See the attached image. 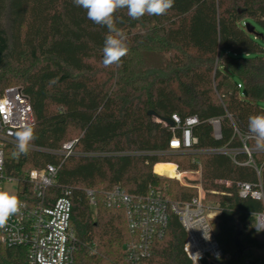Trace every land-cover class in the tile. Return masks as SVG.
<instances>
[{"label": "trees", "instance_id": "obj_1", "mask_svg": "<svg viewBox=\"0 0 264 264\" xmlns=\"http://www.w3.org/2000/svg\"><path fill=\"white\" fill-rule=\"evenodd\" d=\"M114 19L117 32L109 33L73 0H0V96L20 86L32 105L36 135L18 159L12 157L16 146L6 149L5 174L27 192L29 171L61 165L46 196L52 202L64 188L72 191L76 263L132 264L126 213L107 207L104 193L120 187L144 196L169 182L168 191L158 188L167 199L191 201L196 187L153 168L176 163L197 171L201 164V178L191 182L201 185L204 204L219 213L217 240L226 256L219 264L264 260V233L256 230L264 203L239 195L242 183L261 182L264 191V151L248 132L249 116L264 114V0H175L165 15L133 20L118 9ZM109 34L123 36L129 52L105 67ZM174 114L198 118L197 149L246 145L252 157L170 152V127L156 119ZM214 119L221 124L218 140ZM69 142L83 155L63 162L37 150H60ZM87 190L94 192L95 206ZM185 237L171 215L166 235L142 264H191ZM0 264H26V251L0 244Z\"/></svg>", "mask_w": 264, "mask_h": 264}, {"label": "built area", "instance_id": "obj_2", "mask_svg": "<svg viewBox=\"0 0 264 264\" xmlns=\"http://www.w3.org/2000/svg\"><path fill=\"white\" fill-rule=\"evenodd\" d=\"M170 120L174 126L156 119L170 127V152L225 154L233 158L243 152L249 158L252 157L254 151L246 145L241 150L197 149L195 146L198 139L194 136V127L199 123L198 118L192 116L183 120L174 114ZM210 123L214 138L221 139L220 120L214 119ZM33 124L30 99L21 88H7L0 96V191L15 194L22 207L0 227V244L6 249L25 250L26 264H77V238L71 222L72 191L64 188L61 196L52 202L46 196L47 190L56 183L61 165L49 164L42 169L29 171L26 178L29 188L27 192L22 190L18 179L5 174L6 149L16 146L15 133L18 130ZM75 145L76 142H69L60 150H37L60 156L64 162L72 156L83 155L76 153ZM176 169L178 170L177 167ZM87 195L95 206L94 192L87 190ZM104 195L107 207L122 209L126 213L128 228L133 237L127 246V258L132 264H142L150 256L155 241L166 235L171 215L178 218L185 232L184 252L191 264H219L226 258L217 240V227L210 212L212 208L204 204L201 191L197 197L187 202L171 201L156 187H151L144 196L129 194L120 187H115ZM239 195L264 203L261 182L257 186L239 184ZM218 215L219 213L215 215L216 218ZM256 230L264 233V211L256 215ZM247 264H264V260L259 259L254 263L247 261Z\"/></svg>", "mask_w": 264, "mask_h": 264}, {"label": "clouds", "instance_id": "obj_3", "mask_svg": "<svg viewBox=\"0 0 264 264\" xmlns=\"http://www.w3.org/2000/svg\"><path fill=\"white\" fill-rule=\"evenodd\" d=\"M74 5L86 10L87 18L95 24L106 26L109 33H116L114 13L118 9H127V15L133 20L143 16L165 15L173 8L175 0H73ZM103 64L105 67L119 64L129 52V46L123 36L107 35L103 46ZM248 132L255 140L258 149H264V114L251 115L248 118ZM16 148L13 158L26 155L29 144L36 139L35 127L26 125L15 133ZM22 203L15 194L0 191V227L6 220L20 211Z\"/></svg>", "mask_w": 264, "mask_h": 264}, {"label": "rangeland", "instance_id": "obj_4", "mask_svg": "<svg viewBox=\"0 0 264 264\" xmlns=\"http://www.w3.org/2000/svg\"><path fill=\"white\" fill-rule=\"evenodd\" d=\"M14 87V86H13ZM15 87H18V88H20V86H15ZM173 164H175V165H177L176 163H173ZM178 166V165H177ZM178 168H179V166H178ZM199 170L198 171H184V170H182V169H180L179 168V172L182 174V176H181V178L180 179H173V178H169V177H164V178H167V179H171V180H175V181H177V182H179L181 185H184V186H191V187H196L197 188V190H198V194H199V192L201 191V194H202V197H203V195H204V192H203V190H202V188H201V185H199V184H193L191 181H194V180H199L200 178H201V164H200V166H199ZM154 172V171H153ZM155 174V173H154ZM163 177V176H162ZM170 185H171V187H172V184H170L169 182H165L164 184H162V185H160V186H157L158 188H160L161 190H163V191H165V190H169V189H171V187H170ZM199 188V189H198ZM14 190H15V187H14ZM164 193V192H163ZM167 194V193H166ZM209 207H211L212 209H215V207L214 206H212L211 204L210 205H208ZM211 209V215L213 216V220H214V222H215V224H216V222H217V218H216V214L218 213L217 211H215V210H212ZM257 255H259V256H261V255H263V253L262 252H259Z\"/></svg>", "mask_w": 264, "mask_h": 264}, {"label": "bare ground", "instance_id": "obj_5", "mask_svg": "<svg viewBox=\"0 0 264 264\" xmlns=\"http://www.w3.org/2000/svg\"><path fill=\"white\" fill-rule=\"evenodd\" d=\"M154 173L159 176L173 179H179L181 177L180 172L176 169V165L171 163L157 164L154 168Z\"/></svg>", "mask_w": 264, "mask_h": 264}, {"label": "water", "instance_id": "obj_6", "mask_svg": "<svg viewBox=\"0 0 264 264\" xmlns=\"http://www.w3.org/2000/svg\"><path fill=\"white\" fill-rule=\"evenodd\" d=\"M245 93V92H244ZM149 116H155V114H154V112H149ZM158 120H162V119H159V118H157ZM163 121H165L168 125H170V126H174V123L170 120V119H165V120H163Z\"/></svg>", "mask_w": 264, "mask_h": 264}, {"label": "crops", "instance_id": "obj_7", "mask_svg": "<svg viewBox=\"0 0 264 264\" xmlns=\"http://www.w3.org/2000/svg\"><path fill=\"white\" fill-rule=\"evenodd\" d=\"M176 167L178 168V166L176 165ZM155 168V167H154ZM154 168H153V171H154ZM178 171H179V168H178ZM157 175V174H156ZM159 176V175H158Z\"/></svg>", "mask_w": 264, "mask_h": 264}]
</instances>
